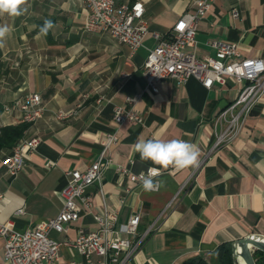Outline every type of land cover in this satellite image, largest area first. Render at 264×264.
<instances>
[{
  "label": "crops",
  "instance_id": "1",
  "mask_svg": "<svg viewBox=\"0 0 264 264\" xmlns=\"http://www.w3.org/2000/svg\"><path fill=\"white\" fill-rule=\"evenodd\" d=\"M141 1L149 33L135 52L107 33L85 30L88 10L83 0H29L25 15L0 18V25L13 29L0 48V122L3 127L18 124L15 115L1 113L2 105L29 93H38L45 109L23 134L39 137L40 144L16 177L4 167L11 149L0 151V224L12 220L16 230L24 231L56 217L65 172L83 171L93 163L105 134L118 137L110 147L112 161L134 173L154 167L141 163L133 152L138 139H184L200 148L196 167L162 175L163 187L155 192H144L108 168L101 185L103 200L118 210L119 225L140 215L138 237L151 228L128 264H183L194 259L221 264V245L248 235L264 236V169L257 168L264 160V95L236 137L215 148L214 119L235 99L239 86L229 78L209 89L193 78L184 83L167 78L158 83L156 93L147 89L142 72L156 44L153 34L165 35L183 13L194 11L195 0ZM234 9L236 18L231 16ZM46 19L54 27L42 35L39 29ZM195 39L200 59L214 55L211 41L222 40L235 44L243 57L264 60V0H214L198 23ZM85 93L89 96L84 100ZM127 97L135 98L141 123L115 125L114 108L128 109ZM58 111L73 113L57 119ZM85 194L91 207L81 211L67 232L51 231V238L63 242L72 240L79 228L97 229L94 216L103 208L99 187L92 185ZM19 208L23 214L15 216ZM3 249L0 237V264ZM84 262L74 248L60 247V264Z\"/></svg>",
  "mask_w": 264,
  "mask_h": 264
},
{
  "label": "built area",
  "instance_id": "2",
  "mask_svg": "<svg viewBox=\"0 0 264 264\" xmlns=\"http://www.w3.org/2000/svg\"><path fill=\"white\" fill-rule=\"evenodd\" d=\"M87 7L84 29L91 32L107 33L119 43L127 45L131 52L143 47L149 33L145 19V7L141 0L132 3H116L114 0H83ZM214 0H195L194 11L183 13L165 35L153 34L156 40L149 49L143 65V77L146 88L156 93L158 83L171 78L179 83L189 78L197 80L209 89L217 82L224 84L232 79L238 86V94L214 119V147L231 142L239 133L245 118L254 109L264 95V60L246 58L240 55L233 43L214 40L210 46L214 51L211 57L200 59L194 49L198 23L210 11ZM236 18L237 11H231ZM83 94L82 98H88ZM100 103V99H96ZM130 107L116 106L112 121L120 125L126 121L141 123V115L134 108L135 98L127 97ZM41 96L29 93L2 105L1 113L15 115L18 123L32 124L41 118L44 112ZM72 111H58L57 119H65ZM3 128L0 122V131ZM118 140L116 134H105L101 139V152L98 158L85 170L65 172L66 183L58 192L62 201L59 214L34 226L18 231L12 220L0 224V237L4 240L3 264H60L59 249L62 245L74 248L84 259L83 264H128L142 240L151 230L149 228L138 237L140 215H131L126 223L118 224V210L109 208L103 200L102 181L104 171L113 167L115 172L126 178L130 184L142 187L139 173L116 164L109 156L110 147ZM40 144L39 137L21 138L4 160L8 175L16 177L21 171L25 158L35 152ZM209 153L204 155L206 159ZM149 168V167H148ZM147 168L144 170L146 173ZM176 170H161L159 179L164 174H174ZM97 185L103 202L100 214L94 216L97 224L95 231L79 228L72 240L60 242L49 236L51 231L67 232L71 222L77 221L82 210L91 207L86 188ZM124 191L129 192V188ZM2 196L0 195V198ZM122 202V200H121ZM23 214L19 208L15 216Z\"/></svg>",
  "mask_w": 264,
  "mask_h": 264
},
{
  "label": "clouds",
  "instance_id": "3",
  "mask_svg": "<svg viewBox=\"0 0 264 264\" xmlns=\"http://www.w3.org/2000/svg\"><path fill=\"white\" fill-rule=\"evenodd\" d=\"M29 7V0H0V18H18L25 15ZM53 27V22L46 19L40 26V34L47 35ZM12 30L7 23L0 25V48L5 46L6 39ZM132 148L135 154H139L141 163L151 162L154 165V167L147 168L146 173L144 171L139 173L144 192L159 191L163 187V181L157 179L162 174V169L171 168L182 171L194 168L199 163V146L184 139L165 140L160 137L138 139ZM257 168L264 169V160L257 163Z\"/></svg>",
  "mask_w": 264,
  "mask_h": 264
},
{
  "label": "trees",
  "instance_id": "4",
  "mask_svg": "<svg viewBox=\"0 0 264 264\" xmlns=\"http://www.w3.org/2000/svg\"><path fill=\"white\" fill-rule=\"evenodd\" d=\"M28 124L18 123L16 125L3 127L0 131V151L4 148L12 149L15 144L23 137ZM218 255L221 264H235L232 256L230 244L221 245L218 248ZM253 258L256 264H264V252L255 251ZM183 264H206L202 260H190Z\"/></svg>",
  "mask_w": 264,
  "mask_h": 264
},
{
  "label": "water",
  "instance_id": "5",
  "mask_svg": "<svg viewBox=\"0 0 264 264\" xmlns=\"http://www.w3.org/2000/svg\"><path fill=\"white\" fill-rule=\"evenodd\" d=\"M232 256L235 264L240 257L244 264H256L253 258L255 251L264 252V236L248 235L230 243Z\"/></svg>",
  "mask_w": 264,
  "mask_h": 264
},
{
  "label": "bare ground",
  "instance_id": "6",
  "mask_svg": "<svg viewBox=\"0 0 264 264\" xmlns=\"http://www.w3.org/2000/svg\"><path fill=\"white\" fill-rule=\"evenodd\" d=\"M238 264H244V262L242 261V259L240 257L237 258Z\"/></svg>",
  "mask_w": 264,
  "mask_h": 264
}]
</instances>
